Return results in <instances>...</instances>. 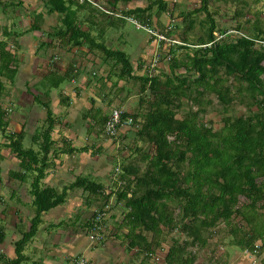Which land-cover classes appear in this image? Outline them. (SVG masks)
<instances>
[{
    "label": "trees",
    "instance_id": "1",
    "mask_svg": "<svg viewBox=\"0 0 264 264\" xmlns=\"http://www.w3.org/2000/svg\"><path fill=\"white\" fill-rule=\"evenodd\" d=\"M75 1L49 0L50 10L61 15L64 26L56 36L73 46L88 42L92 50L102 52L105 62L112 59L113 67L120 66L119 79L140 81V93L149 90L154 95L145 112H140V109L123 114V117L133 118L136 127L131 129L137 132L139 141H147L154 146V154L141 155V159L147 162L144 170L127 164L121 168L117 166L118 172H113L118 186L124 183L127 175L125 186L115 192V200L126 209L120 226L127 230L124 236L129 238L131 247H136L138 255L145 256L146 260L148 254L163 244V227L166 233L178 229L186 238L183 241L172 238L163 261L165 264H193L196 255L188 251V247H206L209 237L224 222L230 226L226 230L232 236L229 244L255 253L257 241L263 240L264 236V215L259 212L264 207V46L256 43L264 38L263 30L257 29L258 33L252 36L238 29L234 34L228 33L230 30L216 33L215 20L208 9L209 0H200L197 12L205 14V35L194 45L182 41L183 48L195 47L185 51L182 58L168 55L170 73L161 80L146 72L135 75L125 51L96 43L94 36L83 31L76 21V9L73 7L80 9L84 6ZM129 1L112 0L115 4ZM147 1L146 6L129 9L126 14L174 38L176 18L172 6L176 0ZM153 3L158 6V13L167 18L164 27L150 22ZM170 20H173L174 28L167 30ZM113 23L110 21L109 26ZM154 39L150 40L155 43ZM14 62V54L7 48L6 41H0V76L11 82L17 71ZM175 69H183L187 75H175ZM68 72L63 75L58 71L49 72L35 86L41 94L35 95L34 100L46 109L45 125L31 135V141L38 149L24 147L25 123L19 131L6 134V146L18 160L19 167V170H10L8 176L25 182L32 175L33 216L29 229L22 231V237L14 243L16 257L9 259L0 254V264H22L28 260L24 249L36 235L42 223V213L65 203L69 190L81 189L89 195L103 196L105 203L111 197V192L105 194L103 185L89 176H77L61 191L41 182L54 158L74 151L73 147L64 145V140L59 146V142L52 138L57 119L48 100L49 92L58 88L73 73V68ZM207 93L216 96L222 111V125L217 129L200 119L206 113L205 106L211 103L204 97ZM244 95L250 97L251 106L256 110L250 108L244 114L230 113L235 100L242 99ZM42 97L47 100L42 101ZM185 100L192 102L196 110L177 117ZM145 102L139 98V103ZM3 116L0 111L1 128L7 124ZM140 117L142 122L139 125ZM181 164L184 170L180 168ZM240 197L245 201L240 202ZM170 203L176 207H171ZM176 209L179 212L177 216ZM235 217H239L247 228L238 222L233 223ZM147 233L151 234L150 238ZM5 237L4 228L0 225V245ZM144 263L143 259L140 264Z\"/></svg>",
    "mask_w": 264,
    "mask_h": 264
},
{
    "label": "rangeland",
    "instance_id": "2",
    "mask_svg": "<svg viewBox=\"0 0 264 264\" xmlns=\"http://www.w3.org/2000/svg\"><path fill=\"white\" fill-rule=\"evenodd\" d=\"M92 1L96 5L99 4L102 7L111 10L114 14H118L119 17L115 16L114 14H106L97 7L95 8L92 4L90 5V3L84 5L80 4L81 6H84L83 9L89 10L91 12L92 17H89L90 20H93L94 18L100 20V22L104 26H109L110 21L114 22V25L110 26L112 27V29H110L109 33L104 31L103 34H100L101 31L92 29L94 35L90 36H94L93 38L95 39L98 36L99 41L104 42L106 44L105 46L110 49H122V51H125L127 53L129 52V58L133 59L135 75H138L140 72H146L152 77H158L159 79L163 80L166 76H169L170 73V61L168 60V55H171L172 57L174 56L182 58L185 51H191L195 49L194 46L183 48V45H171L165 48L160 45L155 49L151 44L147 42V39H149L147 32L144 29L137 28L129 19L132 15L126 14L127 10L129 9L146 6L148 3L147 0H131L127 3L118 2L116 4L113 3L112 0ZM150 1L154 2V0ZM168 1L169 0H167V2ZM75 3L79 4L76 1ZM199 7L200 0H176L174 6H172L173 13L176 18V26L173 37L176 40L180 42L186 41L194 45V43L197 42L198 38L204 37L207 25L205 23L206 17L203 12H197ZM15 9H17V11H21L22 14L25 10H29V8H24L21 4H17ZM208 9L212 15V18L215 20L216 33H223L226 30L235 31V29H238L245 34L252 36L253 34L258 33L257 29H260L263 30L262 33L264 34V0H209ZM150 13V22L153 24L155 22L160 27H164L167 18L164 14L158 13V6L155 3L151 5ZM188 13L192 15L188 16ZM132 17L142 24H145L143 20H140L139 18L137 19L135 16ZM60 20L61 15L59 14L56 17L54 15V17L51 18L52 26L54 27L57 25L55 29L57 27H64L61 24ZM13 21L16 24H19L18 18L14 17ZM76 21L80 26H82L84 22H86L80 16L76 17ZM102 24H98V26ZM46 31L50 30L47 29ZM46 31H44L43 34V38H45L44 40H57V36L53 34L52 36L48 35ZM234 33L235 32H232L231 34ZM263 34L259 33L260 36H262ZM4 35L5 34H1V36ZM7 35V41L13 43L14 45V47H10V50L15 49L16 51V39L13 37L11 31H9ZM231 38H233V36ZM143 41H145L144 47L140 48L139 44ZM63 43L67 42L63 41ZM96 43L100 44V42ZM124 44L126 46L123 48ZM44 47H49L47 45V42H45ZM155 50H157L159 58L157 62L152 63ZM43 53L48 55L47 51H44ZM54 54L55 56H57V58L62 56L61 52L59 51ZM94 55L95 57L92 58L94 63L85 65V68L83 67L84 70L82 69L80 70V72L83 71L84 73H86L89 80L92 77L98 78L99 81L97 82L100 85L95 87V93L100 97V99H104V103L110 101L106 104L107 114H109L111 109L115 107H120L122 108V110L126 111V106L124 105L129 101H131V105L134 104V106H131V108H133V110L135 109V112L140 109V112H145L147 110L148 104L153 101V93H151L149 90H147V92L145 93H140V81L134 79H119V77H117L119 68L112 66V59H108L106 64L109 68H105L106 66H104V62L102 60L104 59L102 53L99 50H96L94 52ZM65 57L66 58L61 61L57 58H52L49 61L50 64L43 62L42 66H39L40 68H42V74L46 72L49 73V70L51 68H53L52 72L62 71L60 69L62 66L67 70H71L72 68H74L73 63L71 64L70 61L71 57H68L67 54H65ZM69 63L71 64L70 67ZM15 66L17 67L16 70H18L17 64H15ZM78 68L81 69V67L79 66ZM141 68L142 71L140 70ZM145 68L148 69L146 70ZM54 69L56 71H54ZM107 72L108 74H110L109 77L106 74ZM174 73L178 76L187 75V73L183 69H175ZM1 77L3 76H0V111L4 113V120L7 119L10 122L11 119L13 121H16L14 119L18 118V122H23L25 119L26 135L23 141V145L24 147H33L35 149H38V146L32 143L31 135L36 130L41 129L45 125L46 109H44L40 103L34 100V81L30 80L27 82L29 84L28 89L27 91H24L25 93L23 97H21V90H23L21 89L23 87V81L18 80V78L16 77V79H14L12 82L7 81V85L4 86L3 82L1 81ZM190 77L193 78V76ZM105 78H107V81H104ZM108 82H110L111 84H107ZM246 95L241 96L242 99L237 98L235 100L234 106L230 110V113L244 114L250 108L251 110H256L255 106H251L249 99L250 97ZM5 96H7L6 99ZM86 97H88V101L86 100L87 102H89V100L92 102H97L92 94H89ZM140 97L146 102L139 103V101H137V98ZM204 97L211 103L205 106L206 113L200 119L206 125L217 129L222 125V111L220 110L218 100L213 93H207L204 95ZM41 99L42 101L47 100V98L43 97ZM22 102L23 106L21 107L19 103ZM140 104L142 105L141 107ZM191 110H196V106L192 102L185 100L182 107L178 109L177 117H182L183 115L188 114ZM23 111H25V113ZM21 114H24L25 117H19ZM18 122L16 121V123ZM141 122L142 118L140 117V119H138L139 125L141 124ZM67 124L68 122L66 123V125ZM9 125L10 127H8ZM9 125L4 126L3 128L0 127V151L3 155V159L0 160V225H6V228H9L8 235H11L13 233L17 234L15 225L18 224L19 221H21L24 226H27L28 224L30 225L29 215H33V210L30 202H27V200H31L32 198V195L29 192L31 188L32 175L27 178L26 182H21L8 176L9 170H19L17 163L18 160L14 158V154H12L9 148L6 146V134L10 133L9 130L11 129L17 131L18 125H13V123L11 124V122ZM74 125L76 126V124ZM102 125L98 124L94 131H97L102 139H108L109 137L104 133ZM52 138H54V140L56 141V134H54V131L52 133ZM138 138L139 135L137 134V132L133 129H129L126 137L121 138L119 142L116 139H113L112 141L109 140L111 144H113L114 142H118L119 146L117 147V151L115 154H111L108 148L103 149L102 152L95 151V154H103L102 159L104 162L103 164L100 162L101 166L99 165V168L103 170V176L100 175V173H97L99 169L93 168L94 165L91 163L95 162V160L92 159L93 156L90 158L88 163H86L87 167L82 170V176H89L93 180H98V182L103 185L105 191L111 192V197L106 203H109L111 205V210L113 209V214H116L118 220L122 219L124 210L126 209H124V207L122 206L123 204L121 205V208H117V210L115 209L116 205H118L115 200V192L120 191L121 188L125 186L127 175H125V178L123 180L124 183L118 186L115 179H113V172H115V168L117 166L121 168V166L131 164L140 166L141 169L144 170L147 162L141 159V155L143 153H148L149 155L154 154V146L147 141H143L142 139V141H139ZM85 146L87 149L91 147L90 144H86ZM85 146H81V148ZM49 156H51V153L49 154ZM78 160L79 157H75L65 161V163L69 164V169L67 171L68 177L62 180L63 183H65V186L70 184L77 176V174L80 173L79 167L81 163ZM180 168L184 170L182 164ZM67 199L66 212H68V214H71V216L66 217V219L63 220L64 223H61V225L57 226L58 228L63 230L60 235L66 236L67 231H69L71 233L70 236L78 234L79 236L87 237V229L90 224L89 222H91V220L95 216L94 213L100 210L101 207L106 204L104 197L99 196L97 198H93L92 195L83 192L81 189H73L69 191ZM244 201L245 199L243 197H240V202ZM170 206L176 207V204L170 203ZM121 210L123 212H121ZM259 212L264 215V207H262ZM178 213L179 212H177L176 209L175 215L177 216ZM235 222H238L241 224V226L247 228V226H245V224L240 221L239 217L233 218V223ZM104 224L106 226V232L103 239L104 241H106L111 236H124L122 227L113 224L112 217L105 220ZM6 228L4 227V229ZM229 228L230 226H227L224 222H222L219 224V227L215 229L214 235L209 237L206 247L201 249H198L196 247H188V251L195 252L196 255V259L193 264H227L229 262L230 253L233 250V247L229 244L232 236H229V232H226V230H228ZM163 230L165 231V235L163 236L164 239L162 241L163 244H160V246L155 249L152 254H148L149 258L146 260L145 256H138V258L134 256V264H138L141 260L143 261V259L145 262L144 264H165V262L161 260V258L164 257L162 255V252L164 251V255L166 254V250L170 246L172 238H178L180 239V241H183L186 238V236L179 232L178 229L171 230V232L168 233H166L167 230L164 227ZM147 235L148 237L151 236L150 233H147ZM73 263L76 264L75 261Z\"/></svg>",
    "mask_w": 264,
    "mask_h": 264
},
{
    "label": "crops",
    "instance_id": "3",
    "mask_svg": "<svg viewBox=\"0 0 264 264\" xmlns=\"http://www.w3.org/2000/svg\"><path fill=\"white\" fill-rule=\"evenodd\" d=\"M76 2L78 1L76 0ZM17 4H21L24 8H29V10H25L22 14L21 11H17V9H15ZM73 8L76 9V7ZM54 15L56 17L58 13L50 10L49 0H0V41H6L7 48L10 49V47H14V45L13 43L7 41L8 32L11 31L13 37L16 39V51L15 49L11 51L14 54V63L18 66V70L14 75V79L17 77L18 80L23 81L21 97H23L25 93L24 91H27L29 86L27 82L30 80L34 81V95L41 94V92H39L35 86L39 83V81H41V79H43L47 72L42 74V68L39 66H42L43 62L50 64L49 61L52 58L56 59L57 56H55L54 53L58 51L61 52L62 56L57 58L60 61L64 60L66 58L65 54H67L68 57H71L70 61L74 66L73 73L69 75L66 80L63 81L61 85H59L58 88L52 89L49 92L48 97L52 113L57 119V125L54 128V134H56V141L59 142L58 145L61 146L63 144L61 140H64L66 143L64 145L67 146V148H74L72 153H61L58 157L54 158V163L46 170V174L41 180L44 186H51L57 191H61L65 187V183H63L62 180L68 177L67 171L69 169V164L65 163L66 160L79 157L78 161L81 163L79 167L81 174H77V176H79L82 175V170L87 167L86 163H88L90 158L93 156L92 159L95 160V162H91L94 165L93 168L99 169L97 173H100V175L103 176V170L99 168L101 166L100 162L102 164L104 162L102 159L103 154H95V151L102 152L103 149L108 148L111 154H115L117 147L119 146L118 142L121 140V138L126 137L129 129L120 128L118 137L114 138L118 140V142H114L113 144L109 142V140L112 141L113 139H102L100 134L97 131H94L98 124H104V121L108 115L106 112V104L110 101L104 103V99H100V97L95 93V87L100 85L97 82L99 81L98 78L92 77L89 80L88 75L83 71L80 72V70H84L85 65L94 63L92 60V58L95 57L94 52L99 49L92 50L87 44L88 42H84L81 46H73L71 44L63 43V40L58 38V36L57 40H44L45 38H43V34L47 29L50 31L46 32L51 36L52 34L56 36V32L61 30L59 27L55 29L57 25L54 27L52 26L51 18H53ZM75 15L76 17H82V19L86 21L81 26V29L83 31L92 33L91 35H94L92 29L101 31L100 34H103L104 31L109 33L110 29H112L110 26H104L100 20L95 18L90 20L89 17H92L91 12L89 10L83 9V7L81 9H76ZM14 17L19 19V24H16L13 21ZM98 24L102 25L98 26ZM1 34L5 35L1 36ZM147 40L149 44L156 48L155 43H153L150 39ZM95 41L106 45L104 42L99 41L98 36L96 37ZM45 42H47L49 47H44ZM144 43L145 41L139 44L140 48L144 47ZM125 46L126 45L124 44L123 48ZM91 47L94 48L95 45H91ZM44 51H47L48 55L43 53ZM127 54H129V52ZM129 59L134 68L133 59ZM102 60L104 62V66H106L105 68H109L105 62V59ZM71 64L69 63V67ZM75 65H78L81 67V69ZM115 67H118L120 71L119 65ZM60 69L62 71H58V73L61 75L66 73L68 74L69 70L63 66ZM140 70L142 71V68ZM52 71L53 68L49 70V72ZM54 71L56 70L54 69ZM106 74L109 77L110 74H108V72ZM1 78L3 85L6 86V82H9V79L4 76ZM104 81H107V78H105ZM107 84L111 83L108 82ZM89 94H92L97 102H92L90 100L87 102L88 97L86 96ZM6 97L7 96H5V99ZM137 101H139V98H137ZM19 104L21 107L23 106V102ZM124 106H126L125 110L128 113L135 112V109L133 110V108H131V106H134V104L131 105V101L125 103ZM23 112L25 113V111ZM23 116L25 117L24 114H21L19 117ZM14 120L18 122V118ZM4 121L7 123L6 126L9 125L10 122L11 124L13 123V125H18L17 131H19L22 124L25 123V119L23 122L20 121L21 123H16V121H13L12 119L10 122L7 119ZM67 122L68 124L66 125ZM74 124H76V126ZM8 127H10V125ZM9 131L14 132L16 130L11 129ZM86 144H90L91 147L87 149L85 146ZM81 146H85V149H81ZM115 178L116 176L113 175V179ZM94 181L99 183L98 180L94 179ZM104 193L107 194L108 191H105ZM92 196L93 198L99 197V195ZM67 198L66 200H68ZM32 200L33 196L31 200H27V202H30L31 207ZM118 205H116V210L117 208H121L122 203L120 202ZM66 211L67 206L65 201V203L42 213V223L39 225L36 235L32 237L24 249V254L28 257V260L22 264H33L34 262H38V264H74L73 262H76L80 258H84L86 260V264H134V256L137 258L138 256H143L138 255L136 247H131L129 238H127V236H111L106 241L103 240L104 242H101L102 244H91L86 236H79L78 234L70 236L71 233L69 231H67L66 236L60 235L63 230L57 226L61 225V223H64L63 220H65L66 217L71 216V214H68ZM121 212L123 211L121 210ZM124 214L125 210L122 219L118 220L116 214H113V209H110L106 220L112 217L113 224L120 226L124 218ZM32 216L33 215H29L30 221ZM4 227L6 228V225H4L3 228ZM15 227L17 234L13 233L8 235L9 228L4 229L6 237L4 242L0 245V254L3 255L4 258L13 259L16 257L14 243L22 237V231H27L29 229V224L24 226V224L19 221ZM122 231L124 233L127 232L125 228H122ZM256 246L258 249L255 253H251L245 249L242 250L232 246L233 250L230 253L229 262L227 264H264V236L263 240L259 239L257 241ZM162 255L165 256L164 251L162 252ZM161 260L163 261L164 257H162ZM141 261L138 264H140Z\"/></svg>",
    "mask_w": 264,
    "mask_h": 264
},
{
    "label": "built area",
    "instance_id": "4",
    "mask_svg": "<svg viewBox=\"0 0 264 264\" xmlns=\"http://www.w3.org/2000/svg\"><path fill=\"white\" fill-rule=\"evenodd\" d=\"M77 1L81 4L88 2L106 14H109V15L114 14L111 10H109L105 7H102L99 4L96 5L92 0H77ZM114 15L119 17L118 14H116V13ZM129 19H130V21H132L134 23V25L137 28L144 29L147 32L148 37L150 39L152 37H155L154 40L156 43V48L159 47L160 45H162L165 48V47H168L171 45H182L183 44L182 42H180L174 38L167 37V35L163 31H161V32H159L158 30L156 31L149 24H142L141 22L134 19L132 16H130ZM172 21L173 20H170V22L167 23L168 24L167 30H172L174 28ZM232 32H235V31L230 30L228 33H232ZM256 43L264 46V38L257 40ZM158 58H159V54H158L157 50H155L154 57L152 59V63L157 62ZM124 112L125 111L122 110V108L116 107V108L111 109V111L107 115V117L104 121V124H103V131L110 139H114V138L118 137L120 128L131 129L132 127H136V125L134 124V120L131 116L123 117ZM115 171L118 172V169L116 168ZM118 183L120 184L119 181H118ZM109 211H110V204L106 203L105 205H103L101 207L100 210H98L96 212L95 216L91 220V223L89 224V227L87 229L88 230L87 238L91 244H99L103 241L104 234L106 232V226H105L104 222H105V220L109 214ZM76 264H86V260L84 258H80L79 260L76 261Z\"/></svg>",
    "mask_w": 264,
    "mask_h": 264
}]
</instances>
